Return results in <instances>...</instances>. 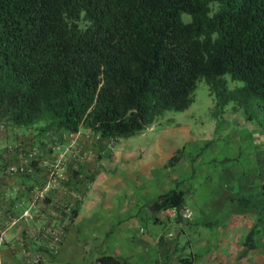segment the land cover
I'll return each instance as SVG.
<instances>
[{"label":"trees","instance_id":"1","mask_svg":"<svg viewBox=\"0 0 264 264\" xmlns=\"http://www.w3.org/2000/svg\"><path fill=\"white\" fill-rule=\"evenodd\" d=\"M226 75L242 87L230 90ZM201 79L217 107L260 108V122L246 120L264 131V0H0V122L40 136L38 149L53 134H141L164 112L185 111ZM232 200L264 223V181ZM184 206L170 190L150 209ZM176 221L179 232L193 227ZM175 264L195 258L180 253Z\"/></svg>","mask_w":264,"mask_h":264},{"label":"rangeland","instance_id":"2","mask_svg":"<svg viewBox=\"0 0 264 264\" xmlns=\"http://www.w3.org/2000/svg\"><path fill=\"white\" fill-rule=\"evenodd\" d=\"M183 17L188 19L187 15ZM225 79L230 90L243 85L240 81H232L228 75ZM247 114H254L259 122L263 117L255 105L246 108L230 102L217 107L206 82L201 79L196 84L193 102L185 111L164 112L158 121L134 137L89 139L88 144L98 152L94 156L104 164L98 168L101 178L119 181L121 197L134 198L135 208L140 206L139 212L144 210L152 215L150 222H140L141 227L162 233L160 245L164 262L175 264L180 253H191L195 264H264V223L256 213L240 209L232 200L258 194L261 181H264V131L261 129V135L253 130L256 124L246 120ZM8 129L18 134L0 122V136L8 133ZM185 138L189 141L185 144L183 141L184 146L179 149L181 139ZM8 150L13 152L14 148ZM172 150L176 151V160L166 162L163 167L157 165ZM184 154L192 159L194 174L190 182L199 186L200 200L223 207L203 214V205L188 199L186 205L194 213L193 227L188 225L179 232L183 223L168 220L162 212L150 211L143 203L157 195L156 182L163 189L172 183L179 185L173 178L179 175V158ZM115 165L117 169H113ZM180 165L183 166L182 161ZM181 176L187 177L185 172ZM88 180L92 181L93 177ZM150 180L156 181L151 185ZM244 185L251 186L252 192L244 191ZM126 221L125 227H138L133 218ZM168 234L172 237H167Z\"/></svg>","mask_w":264,"mask_h":264},{"label":"crops","instance_id":"3","mask_svg":"<svg viewBox=\"0 0 264 264\" xmlns=\"http://www.w3.org/2000/svg\"><path fill=\"white\" fill-rule=\"evenodd\" d=\"M253 130L263 134L256 125ZM14 133L8 129V133L0 136V230H7L6 242L0 243V264H28L21 255V246L28 250L30 261L37 258L40 264H97L96 258L100 256L114 257L122 264H168L161 257L162 233L148 230L147 226L146 229L141 227L140 222H150L152 215L144 210L139 212L140 206L135 208L134 198L127 200L121 197L119 181L103 180L98 173V168L104 167V164L102 160H97L98 156H94L97 150L88 144L91 138L100 139L98 136L80 131L78 134H63L62 142H59L60 135L53 134L51 142L50 138L46 139L47 144L40 145L41 149H38L35 144L40 143V136L27 135L21 130L18 134ZM183 141L185 144L189 140L181 139L179 149L183 148ZM26 144H33L34 148L27 150ZM21 146L23 148H19ZM9 148H14V151L10 152ZM176 151H168L166 158L157 165L165 166ZM184 155L179 158V175L173 178L179 185L172 183V186L163 189L156 182L157 195L143 205H148L150 209L152 201L158 196L176 190L183 193L187 208L186 201L189 199L203 205V214L210 213L216 207L222 210L223 205L200 200L199 186L190 182L194 174L191 158ZM14 166L24 169V172L10 173L9 168ZM53 166L61 169L59 172L63 173V180L52 179L49 169ZM113 169H117V166ZM183 172L187 177L181 176ZM92 177L93 180L89 182L88 179ZM154 182L150 180L151 185ZM244 187L246 190L241 189L252 192L249 190L251 186ZM70 208L75 209L73 219L68 214ZM25 210L32 216L27 222L20 219ZM190 211L194 218L193 211ZM131 218L138 222V227L124 226L126 220ZM12 220L17 221L10 226ZM47 222L65 224L63 239L55 254L33 237V228ZM142 228L144 230L141 232ZM262 250L264 252V247Z\"/></svg>","mask_w":264,"mask_h":264},{"label":"built area","instance_id":"4","mask_svg":"<svg viewBox=\"0 0 264 264\" xmlns=\"http://www.w3.org/2000/svg\"><path fill=\"white\" fill-rule=\"evenodd\" d=\"M61 170L59 167L53 166L50 167L49 169V174L54 180H63L64 175L63 173L59 172ZM24 172V169L22 168H17V166L10 167L9 172L14 173V172ZM28 171V170H27ZM30 172V171H28ZM162 215L168 219V220H173L176 218H180L182 222L185 221H190L193 218V214L190 211L189 208L186 206L182 207L181 209L177 210L176 208H169L164 211H162ZM20 219H23V222H27L28 220L32 219L31 213L28 210H25ZM17 220H12L10 223V226H13L16 224ZM64 223H53V222H47L44 223L38 227L33 228V237H37L45 246L46 250L52 252V253H57L58 248L61 245L62 239H63V234H64ZM141 232L143 229L140 230ZM6 236H7V230L4 228L2 231L0 230V243H5L6 242ZM167 237H172V234H168ZM21 255L23 256L24 260H27L28 264H40V260L35 258L32 261L29 259L30 255L28 253V250L24 247L21 246Z\"/></svg>","mask_w":264,"mask_h":264}]
</instances>
